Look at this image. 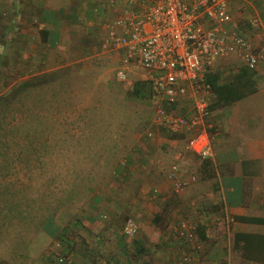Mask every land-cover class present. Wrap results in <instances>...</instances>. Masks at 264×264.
<instances>
[{"label": "rangeland", "instance_id": "374dc122", "mask_svg": "<svg viewBox=\"0 0 264 264\" xmlns=\"http://www.w3.org/2000/svg\"><path fill=\"white\" fill-rule=\"evenodd\" d=\"M6 3L0 7V33L4 23L14 21L3 11ZM80 20L61 48L40 50L45 57L37 64L19 56V51L31 52L19 31L6 50L1 45L8 38L0 35V95L12 90L25 72V77L54 73L56 79L23 93L21 102L10 100L30 112L28 118L10 108L0 114V140L9 135L7 147L0 143V264H62L53 263L48 253L55 251L64 228L75 254L69 253L63 264H264V259L250 260L241 255L242 247L235 248V232L264 234V224L236 227L227 220L217 178L201 180L197 171L202 157L187 148L196 131L175 134L154 127L147 71L123 62L122 51L102 50L108 31L104 17L94 19L93 34L85 33L86 21ZM241 65L229 54L213 60L208 71L225 76ZM120 68H126L125 80L117 77ZM136 85H143L138 94L133 93ZM190 104L186 100L173 108L184 111ZM223 108L212 110L219 114ZM28 121L34 127L30 138L23 129ZM149 129L153 137H148ZM176 164L185 175L198 178L180 194L168 178ZM260 205L257 212L264 215ZM50 215L52 227H60L56 236L43 226ZM128 217L139 225L133 235L124 233ZM140 245L146 249L141 251Z\"/></svg>", "mask_w": 264, "mask_h": 264}, {"label": "built area", "instance_id": "2783aa9c", "mask_svg": "<svg viewBox=\"0 0 264 264\" xmlns=\"http://www.w3.org/2000/svg\"><path fill=\"white\" fill-rule=\"evenodd\" d=\"M101 4L114 11L101 48L122 51L123 62H134L147 71L148 101L155 108L153 126L175 134L195 130L188 150L202 158L212 157L213 87L207 79L208 66L219 57L235 54L257 69L264 65V42L254 45L237 25L229 26L233 21L229 0H103ZM126 76V68L117 70L119 79ZM186 100L191 102L186 110L173 108ZM147 135L153 137L154 130ZM168 178L177 194L196 181L195 176L190 181L178 164ZM138 228L129 217L123 229L133 235ZM55 248H61L58 241Z\"/></svg>", "mask_w": 264, "mask_h": 264}, {"label": "crops", "instance_id": "0c3cea01", "mask_svg": "<svg viewBox=\"0 0 264 264\" xmlns=\"http://www.w3.org/2000/svg\"><path fill=\"white\" fill-rule=\"evenodd\" d=\"M4 1L9 6L3 11H9L14 21L4 23L0 35L9 41L6 40L1 49L6 50L12 34L19 31V38L31 49L28 54L19 51V56L30 58L31 63L35 64L45 57V54L40 53L42 48H61L67 35L79 27L77 19L86 21V34H93L97 16L104 17L103 27H107L111 17L106 15L110 10L103 7V0H16L17 3L0 0V7ZM229 10L233 17L230 27L237 25L254 45L264 42V0H229ZM112 12L110 15L113 17ZM100 25L102 27V23ZM25 67L30 72L26 64ZM256 70L261 76L257 92L225 106L222 111H218L221 112L219 114L213 112L211 118L214 123L210 130L214 141L211 145L212 159L217 168L218 193L227 220L236 227L251 225L240 221L238 217H264L257 212V205H264V201L260 200L264 193V187H260V180L264 178V65ZM162 139L168 143L172 140L165 135ZM179 154L184 155L185 152ZM259 160L263 164L262 161L258 163ZM186 177L193 181L191 173H186ZM97 198L101 205L105 203L101 197ZM52 226L48 227V232L56 236L60 227ZM140 246V250L142 247L146 249ZM106 256L104 258L111 259L109 255Z\"/></svg>", "mask_w": 264, "mask_h": 264}, {"label": "trees", "instance_id": "16d2710c", "mask_svg": "<svg viewBox=\"0 0 264 264\" xmlns=\"http://www.w3.org/2000/svg\"><path fill=\"white\" fill-rule=\"evenodd\" d=\"M6 43V42H5ZM4 43V45H5ZM2 54L0 52V59L2 58ZM232 72L228 75L223 76L222 72H212L208 71L207 79L212 84L213 87V103L211 104V109L214 107H225L230 106L233 103L244 99L245 97L257 92L258 90V72L256 69L250 68L247 65H241L239 67H234ZM54 73H47L45 75H34L30 77H25L23 73L22 80L9 92L0 95V114L3 110L9 109L10 112H15L16 114L21 113L23 117L28 118L30 112L22 111V107L10 105L11 99H19L21 102V95L23 93H33L37 88L45 87L50 83H53L56 79L54 78ZM143 87V85H136L133 93L138 94V90ZM11 106V107H10ZM30 108V107H29ZM28 108V109H29ZM19 109V110H17ZM17 110V111H16ZM28 111V110H27ZM15 120L18 121L16 116H14ZM20 120V119H19ZM27 128V132L25 133L26 138L31 137L32 130L34 129L32 125V121H28V123L23 127ZM22 130V129H21ZM20 132V127H19ZM8 134L3 135L0 143L7 147L8 141ZM20 137V135H19ZM7 138V139H6ZM29 141L34 144V139H29ZM191 154V153H190ZM192 155V154H191ZM201 162L198 167V174L201 180H212L217 178V168L216 164L212 158H200ZM198 176V177H199ZM197 178V177H196ZM198 181V178L195 182ZM217 185V189L218 184ZM221 209H223V203L220 200ZM129 218V217H128ZM159 217L157 216V219ZM160 219V218H159ZM238 219L242 222L248 224H255V225H262L264 224V217H257V216H242L238 217ZM48 221L45 222L43 225L46 229L48 226L53 222V216L50 215L47 218ZM67 228H64L62 234L57 236V240L61 248L56 251H49L48 258L53 263H58L61 258H65L68 256L69 253H74V245L71 242V236L68 233H65ZM204 238V237H203ZM238 247H242L244 252L241 254L244 257H247L250 260H258L262 261L264 259V234L256 233V232H237L235 234V248L239 249ZM144 250L143 247L141 251ZM246 251V252H245ZM262 258V259H261ZM58 260V261H57ZM108 262V261H107ZM63 264V263H62ZM71 264H78L73 262ZM117 264H125L122 260H120Z\"/></svg>", "mask_w": 264, "mask_h": 264}]
</instances>
